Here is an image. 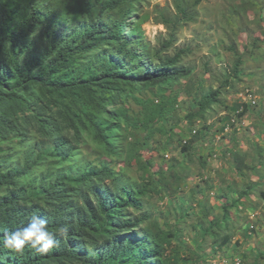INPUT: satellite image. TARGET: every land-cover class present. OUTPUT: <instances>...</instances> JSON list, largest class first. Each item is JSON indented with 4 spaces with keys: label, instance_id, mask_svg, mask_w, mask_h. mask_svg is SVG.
I'll return each instance as SVG.
<instances>
[{
    "label": "rangeland",
    "instance_id": "rangeland-1",
    "mask_svg": "<svg viewBox=\"0 0 264 264\" xmlns=\"http://www.w3.org/2000/svg\"><path fill=\"white\" fill-rule=\"evenodd\" d=\"M43 2L61 13H51L49 28L63 35L100 15L94 6L88 18L94 0ZM132 7L126 32L135 28L130 39L146 48L134 46L142 64L150 61L146 53L173 57L184 49L179 66L191 73L173 86H131L130 96L118 97L127 113L122 155L106 160L90 141L81 160L109 162L107 188L141 200V209L128 212L149 219L135 231L154 237L165 264H264V0H202L165 51L171 37L162 21L175 13L174 0H135ZM215 91L219 103L196 115L194 98ZM27 148L3 147L1 158L20 164Z\"/></svg>",
    "mask_w": 264,
    "mask_h": 264
},
{
    "label": "trees",
    "instance_id": "trees-1",
    "mask_svg": "<svg viewBox=\"0 0 264 264\" xmlns=\"http://www.w3.org/2000/svg\"><path fill=\"white\" fill-rule=\"evenodd\" d=\"M41 1L0 0V264H165L154 237L138 238L135 231L149 219L128 212L141 209V200L130 191L111 192L109 162L81 160L80 148L91 141L106 160L120 157L127 113L118 97L130 96L133 85L173 86L187 77L191 70L179 66L186 51L146 53L150 61L143 65L134 49L142 47L139 39H130L136 29L126 32L135 0H94L88 18L99 6L98 21L67 35L50 30L51 13H61ZM201 1L174 0L175 13L162 21L171 39L161 51L173 45L179 25L194 20L192 9ZM218 98V91L195 97L196 115ZM190 143L182 152H192ZM11 145L29 147L20 164L1 158ZM33 215L47 222L53 247L43 253L30 242L21 253L5 248V234L27 226Z\"/></svg>",
    "mask_w": 264,
    "mask_h": 264
},
{
    "label": "clouds",
    "instance_id": "clouds-1",
    "mask_svg": "<svg viewBox=\"0 0 264 264\" xmlns=\"http://www.w3.org/2000/svg\"><path fill=\"white\" fill-rule=\"evenodd\" d=\"M46 224L45 220L33 215L27 226L15 232L5 234L3 240L4 247L21 253L24 250L25 243L30 242L31 247L36 248L37 251L42 253L47 252L53 247L55 241L53 234L48 231ZM59 231L64 233L66 232V228L61 227Z\"/></svg>",
    "mask_w": 264,
    "mask_h": 264
},
{
    "label": "built area",
    "instance_id": "built-area-1",
    "mask_svg": "<svg viewBox=\"0 0 264 264\" xmlns=\"http://www.w3.org/2000/svg\"><path fill=\"white\" fill-rule=\"evenodd\" d=\"M194 133L196 134L197 132H196V131H194Z\"/></svg>",
    "mask_w": 264,
    "mask_h": 264
}]
</instances>
